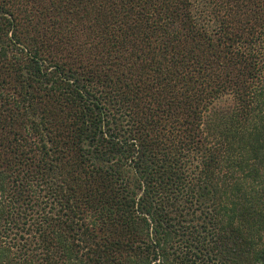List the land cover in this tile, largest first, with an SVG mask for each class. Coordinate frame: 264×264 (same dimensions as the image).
Masks as SVG:
<instances>
[{
	"label": "trees",
	"instance_id": "trees-1",
	"mask_svg": "<svg viewBox=\"0 0 264 264\" xmlns=\"http://www.w3.org/2000/svg\"><path fill=\"white\" fill-rule=\"evenodd\" d=\"M0 264H264V0H0Z\"/></svg>",
	"mask_w": 264,
	"mask_h": 264
}]
</instances>
